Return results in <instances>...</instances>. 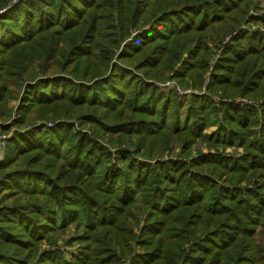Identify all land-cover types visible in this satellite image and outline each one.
<instances>
[{
  "label": "trees",
  "instance_id": "trees-1",
  "mask_svg": "<svg viewBox=\"0 0 264 264\" xmlns=\"http://www.w3.org/2000/svg\"><path fill=\"white\" fill-rule=\"evenodd\" d=\"M261 10L254 0H0V112L12 119L2 131L15 128L0 160V264H264V13L251 15ZM227 38L212 64L209 41ZM177 64L178 82L195 76L199 90L213 67L185 115L149 82ZM216 93L263 102L217 106ZM199 140L243 154L183 157ZM171 144L180 157L161 162ZM70 223L90 255L41 250Z\"/></svg>",
  "mask_w": 264,
  "mask_h": 264
},
{
  "label": "rangeland",
  "instance_id": "rangeland-1",
  "mask_svg": "<svg viewBox=\"0 0 264 264\" xmlns=\"http://www.w3.org/2000/svg\"><path fill=\"white\" fill-rule=\"evenodd\" d=\"M17 1V0H14ZM254 2L256 3V5L261 9H264V0H254ZM264 12L258 11L257 12H252L251 15L257 16V15H261ZM252 24V23H251ZM252 26H254L253 28L255 29V25L252 24L251 26H249L248 31L252 30ZM257 26V25H256ZM257 27H260L263 30V24L259 23V25ZM247 29V28H246ZM245 30V29H244ZM234 34H237L236 32ZM229 40V38H227L226 40H224L222 43H218L219 46H214L212 41H209V52L212 54V58H211V63L214 64L217 62V59H219L222 55V49H220L222 47V44L225 45L227 43V41ZM217 44V45H218ZM188 59V58H186ZM126 67V66H125ZM128 68H130L132 71H134L132 66H127ZM178 64L175 67L174 70L169 71L166 68H160L158 70L159 74L161 75L158 76V74L156 73L157 68L150 70V73L148 74L149 77H152V79H150V83L154 84V86H156L157 88V94L158 95H163L164 97H169L172 96V94H175L173 96L176 97L178 103L180 104V109H182V113L183 115H185L188 111V109L191 107L192 103L191 100L194 99L196 96H202V95H206V86L209 82V80H211V73H212V66L208 69V74H206L205 76V84L202 88V90L196 89L193 85V81L192 79L195 76H188L186 77V82L181 83L178 82V79L175 77V70L178 68ZM135 72V71H134ZM40 73V72H39ZM140 73L144 78H142L143 81L145 80V76L142 74V72H138ZM49 75V74H47ZM20 81V80H19ZM23 89V88H21ZM210 95V94H208ZM210 99H212L213 103L215 105H221L222 103L224 104H231V105H240L242 107L244 106H248L251 108H258L261 104H262V100L260 101H256V100H252L249 99L247 97H231V98H226L223 95H221V93H216L215 95H210L209 96ZM18 99H13L9 101V108L13 109L12 110V114H15L16 112V106L18 105ZM2 113L0 112V123L1 126L0 128L2 129L4 125H9L10 122L12 121L11 118H7L1 115ZM218 123L212 122L210 124V126L208 128H206L205 133L206 134H211L215 131H217L218 129V125L219 123L223 122L222 116L219 115L218 116ZM65 121L67 124H69L73 131L78 133V132H86V131H91L90 130V126L86 123L83 122H79L78 120H63ZM50 125V124H49ZM15 128H12V130L8 133L10 136L13 135ZM7 134V132L5 133ZM91 134V133H89ZM98 140L100 142L101 145H105L104 147H106L108 149L109 152L112 151V154L116 153V148L111 147L105 140L103 137L99 136ZM8 147V146H7ZM102 148V146H100ZM210 150H209V149ZM213 149H220L219 153L221 154H227V155H236V152L238 151L239 154H243V149L242 148H238V147H229V148H222V147H218V148H211L206 141L204 140H199L194 146L193 148H191V150H189V152L184 153L182 156L185 157L187 160L192 158V157H196L199 153H209L210 154H215V150ZM183 150V148L179 145V144H171L168 148V150L166 151L165 155L163 156V158L160 159L161 162H166L168 160H176L178 159V157H180V152ZM172 153V154H171ZM5 151H0V160L2 159V157L4 156ZM187 155V156H184ZM139 161L147 163L149 165V167H154V165L156 164L155 161L150 162V160H144L143 158L139 157ZM113 163H117L115 161V159L113 160ZM119 164V163H118ZM120 165V164H119ZM120 167V166H119ZM176 183H172L170 184V188L169 189H175L176 188ZM143 201V200H142ZM145 204H147V202H144ZM139 211V213L137 214V219L140 221L146 220L147 217V212H144L145 210H143L142 208H138L137 209ZM157 219V218H155ZM77 223H70V227L69 229L66 231V229L61 230L59 227H57L56 229H54V231H51V234L54 235V242H56L55 245H50L47 242H44L42 244V251H47V252H51L53 253L54 251H60L64 254L65 260L70 261L74 258L75 255L82 253V250L85 248L87 251V246L89 247L90 245H92L93 243L91 242L90 238H87L86 241L82 242L79 239L81 237L84 236V234H82L81 232H79L76 228ZM61 226V225H60ZM141 227V226H140ZM134 229L136 231H138L139 228L134 227ZM56 232V233H55ZM135 249L137 251L140 250V248L138 246H135ZM87 253L90 255V252L87 251ZM94 255H98V253H95ZM99 259V255L97 257ZM95 264H99V263H95ZM109 264V263H107Z\"/></svg>",
  "mask_w": 264,
  "mask_h": 264
},
{
  "label": "built area",
  "instance_id": "built-area-1",
  "mask_svg": "<svg viewBox=\"0 0 264 264\" xmlns=\"http://www.w3.org/2000/svg\"><path fill=\"white\" fill-rule=\"evenodd\" d=\"M1 126V123H0ZM10 138V135L7 133L5 134L2 129L0 128V151H5V149L8 146V140Z\"/></svg>",
  "mask_w": 264,
  "mask_h": 264
}]
</instances>
